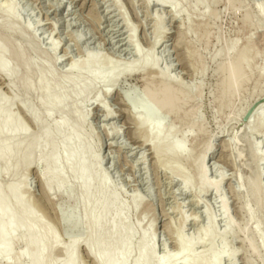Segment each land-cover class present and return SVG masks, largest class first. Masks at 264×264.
I'll list each match as a JSON object with an SVG mask.
<instances>
[{
	"label": "rangeland",
	"instance_id": "1",
	"mask_svg": "<svg viewBox=\"0 0 264 264\" xmlns=\"http://www.w3.org/2000/svg\"><path fill=\"white\" fill-rule=\"evenodd\" d=\"M170 2L180 12L176 17L168 8L143 0H0V56L16 73L12 89L10 79L0 75V101H14L11 114L27 136L36 132V126L23 112L22 100L29 101L40 118L49 113L53 120H85L84 139L93 143L99 174L118 194L123 215L138 234L131 242L126 264H134L139 256L140 231H147L156 259L171 258L168 264H182L183 256L175 246L180 238L192 243L188 252L197 258L211 249L219 257L222 254L218 264H264V126L250 132L259 115L264 120V0H236L232 5L226 0ZM8 17L15 22L12 29ZM155 21L160 42L152 51ZM229 44L233 51L225 56L223 49ZM135 50L157 63L159 75L124 73L114 89L101 83L88 100L73 105L75 83L81 79L89 83V69L82 72L74 70L76 66L94 56L99 63L125 71L141 62ZM240 53L245 55L242 74L246 76L238 95L225 96L223 67ZM33 58L34 67L26 66ZM162 77L171 79L170 88L177 96L175 112L167 117L142 96L143 87L151 80L160 89ZM68 79L73 83L61 90L67 98L64 108L39 106L38 99ZM25 83L27 91L23 90ZM98 103L106 108L108 118L97 108ZM132 103H137L136 111L127 107ZM156 117L160 119V137L172 130L170 140L185 143L183 156H154L151 148L143 145L145 131L137 127V121L155 125L159 122H154ZM55 140L59 143L61 136ZM207 148L202 165L205 179L217 189L200 191V160ZM254 148L259 154L255 159L250 153ZM59 157L64 169H60L61 175L70 184L69 195H46L39 174L43 164L19 172L21 194L42 222V232H51L57 240L51 264L62 262L61 249L72 240L78 241L76 264H94L83 248L94 228L83 221L79 181L70 175L61 153ZM178 171L187 179L188 188ZM257 171L261 176L254 191ZM7 177L0 174V188L18 179ZM133 201H139L137 209ZM225 229L235 232L223 240ZM205 232L215 235L211 247L199 243ZM13 247L11 259L0 258V264H16L15 256L24 247L20 242ZM228 253L235 255L230 258Z\"/></svg>",
	"mask_w": 264,
	"mask_h": 264
},
{
	"label": "bare ground",
	"instance_id": "2",
	"mask_svg": "<svg viewBox=\"0 0 264 264\" xmlns=\"http://www.w3.org/2000/svg\"><path fill=\"white\" fill-rule=\"evenodd\" d=\"M143 1L146 3H153L154 6L158 8H168L175 17L180 13L177 9V6L170 2L172 0ZM226 1L229 5H232L236 0ZM8 19L10 21V29L14 28V20L12 17H8ZM155 23L154 42L151 46L152 51L160 42L158 23L156 21ZM7 30L9 29L7 28ZM132 37L133 35H130V39H132ZM232 51L233 47L230 44L223 49L225 56H231ZM134 52L136 56H140L139 51L135 50ZM244 57L240 53V55L237 56L232 62H228L229 64L226 67H223V70L220 68V71L222 70L224 72L223 84L225 85V92L223 91V94L225 96L236 95L243 83V77L246 76L242 74ZM95 58L94 56L87 57V60L85 63L83 62V65L76 66L74 69H78V71L81 70L82 72L89 69V76L87 78L89 83L85 82L83 79H81L79 83H75L73 90V105L75 107L83 101L88 100L94 92L96 93L97 85L102 83L104 86L103 83H105L109 88L116 86V84H118L117 82L119 78L122 75H125L124 73L143 74L150 71L159 75L156 69L157 63L155 64V62H153L148 57L140 56L141 62L136 66L127 68L125 71L120 70L121 68L116 65L110 66L109 64L99 63ZM33 62L34 58L33 60L29 59L25 64L31 68L34 67ZM0 75L10 79L9 88L12 89L15 87L14 79L16 77V73L8 66L7 62L4 61L1 56ZM260 76L263 75L261 74ZM163 78H165V80H162ZM162 79L159 85H162L160 89L155 88L153 86L154 82L151 80L145 84L143 87V92H141L143 98L148 103L155 105L160 111V114L167 117L168 115H172V113L175 112V102L177 101V96H175L174 92L172 91V87L170 88L171 79L170 81H168L166 77H162ZM244 80L246 81V79ZM71 83H73V80L68 79L65 82L59 84L52 93H45L40 99H38L39 106H65L67 98L61 94V90L66 88V85L68 87V85ZM28 89V84H23V90L27 91ZM261 89H264V84ZM224 98L226 99V97ZM13 102L14 101H0V162L2 163L0 167V174L2 176L4 175L12 178H18L20 171L25 172L33 166L35 167L39 164H43V169L39 174L43 178V188L46 195L49 196V198H52V196L56 194L69 195L70 184H68L67 180L61 175V172L64 170L62 167L60 168L61 161L59 153H61L62 158H64L67 163L70 175L75 178V180L77 179L79 181L81 205H83L85 210V216L83 217L84 224L86 227L89 225L94 228L91 238L87 240L88 242L83 246L85 252L89 258H91L94 264H126V259L131 252V242L134 241L133 238L138 236V234H136L134 231L135 228L131 226V222L128 221L126 217H124V206L122 207L123 204L121 205V203H119L117 199L118 194L107 186V182L99 174V161L94 156L93 143L91 144L84 139L85 120L66 118L53 120L49 113L45 114L43 118H40L37 110L33 108L32 104L27 100H22L21 107L23 112L34 124V126H36V132L32 136H27L26 133H24L25 131H23L21 124L15 121L11 114ZM18 102L20 104V101ZM127 107L129 110L134 111L139 108L137 103H132L131 106L127 105ZM97 108L102 111L106 118L109 117L110 114L108 111H106L104 106H101L98 103ZM145 110L148 111L146 108ZM159 120L160 119L158 118V121ZM158 121L156 117L154 122ZM137 123V127H139L140 130L143 129L145 131V140L143 145L151 148L154 156H163L165 158H179L183 156L185 153V143L182 141L183 143L179 142V144H176L174 141L170 140V137L173 135V131L169 129V131H167L164 136L160 137V121L155 125H147L146 123L140 121H137ZM263 126L264 120H262L261 116L259 115L256 125L253 126V129L251 128V134L258 132ZM150 132H155V134H151L153 135L151 137ZM57 136H61V141L59 143L55 140ZM158 144L161 145L160 147H162V149L160 148L162 153L159 152ZM209 150L210 149L207 148L206 151L202 153V159L200 158V191H208L209 189L213 191L217 189L216 187L209 184L205 179V170H203L204 166H202L203 159L206 157V153L209 152ZM250 153L251 157L254 159L259 155L256 148H254ZM158 159L160 160L161 158ZM177 176L179 179H181L184 188H188L189 185L185 176L180 171L177 172ZM260 176L261 175L258 171L256 172V175L254 174L255 183L253 184L252 188L254 191V188L258 186L257 184ZM22 183V180L18 178L14 183L8 184L6 188H0V258L5 261H9L11 259V254L15 251L14 250L12 252L15 242H20L23 244L24 248L21 252L16 254V264H51L50 257L54 249L57 247V240L51 232H42V229L44 228L42 222L34 216L35 211L33 212V209H30V211L28 208L29 205L27 206L23 200L21 194ZM255 195L257 194L253 193V196ZM133 202H135L133 204L137 209L139 206L137 202L139 201ZM136 209L134 211H137ZM139 229L141 230V228ZM232 229L227 231L225 229V233H222L223 235H221V238L224 240L227 238V236L229 237V235H232V232L234 231ZM246 231L248 230L245 229V235L247 234ZM140 232L139 241L136 245V250L139 253V256H137L138 258L135 260L134 264H168L172 261L169 257L156 259L154 256L155 252H153L152 249L153 247L150 246V243L146 238L147 231ZM214 237L215 235L213 232H205L201 234L199 243L205 245L208 244L211 247ZM249 237L246 236L245 240L247 239L248 241ZM251 245L249 246L251 247ZM175 246L179 251V256H183L182 264H205L206 260H216L214 263L216 262L215 264H218L217 259L222 257V254L219 257L220 254H215L211 249H208L209 251L206 254H203L202 257H194L188 252L192 246V243L184 242L181 238L177 239ZM77 249L78 241H69L68 245L61 249V252L64 254L62 262L55 264H76ZM252 252H254V250ZM229 253L228 255L230 258L234 257L235 254ZM224 255L225 254H223V257ZM228 255L226 254L227 258ZM230 258H228V260ZM23 260H25V262Z\"/></svg>",
	"mask_w": 264,
	"mask_h": 264
}]
</instances>
